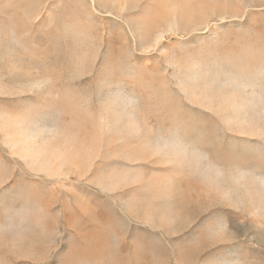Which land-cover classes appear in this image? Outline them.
Returning <instances> with one entry per match:
<instances>
[{
    "label": "rangeland",
    "instance_id": "obj_1",
    "mask_svg": "<svg viewBox=\"0 0 264 264\" xmlns=\"http://www.w3.org/2000/svg\"><path fill=\"white\" fill-rule=\"evenodd\" d=\"M0 264H264V0H0Z\"/></svg>",
    "mask_w": 264,
    "mask_h": 264
},
{
    "label": "bare ground",
    "instance_id": "obj_2",
    "mask_svg": "<svg viewBox=\"0 0 264 264\" xmlns=\"http://www.w3.org/2000/svg\"><path fill=\"white\" fill-rule=\"evenodd\" d=\"M188 7V6H187ZM185 9V8H184ZM185 11H186V9H185ZM189 11V10H188ZM181 12H183V10H181Z\"/></svg>",
    "mask_w": 264,
    "mask_h": 264
}]
</instances>
